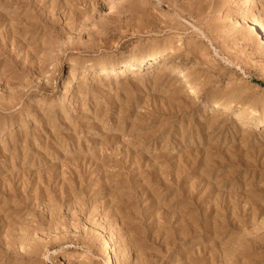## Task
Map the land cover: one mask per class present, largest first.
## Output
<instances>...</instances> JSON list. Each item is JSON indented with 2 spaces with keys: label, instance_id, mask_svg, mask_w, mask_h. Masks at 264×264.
<instances>
[{
  "label": "rangeland",
  "instance_id": "374dc122",
  "mask_svg": "<svg viewBox=\"0 0 264 264\" xmlns=\"http://www.w3.org/2000/svg\"><path fill=\"white\" fill-rule=\"evenodd\" d=\"M227 1L0 0V264H104L111 234L119 264H264V121L204 113L264 111V32ZM168 44L186 76L78 87L83 64Z\"/></svg>",
  "mask_w": 264,
  "mask_h": 264
},
{
  "label": "bare ground",
  "instance_id": "6f19581e",
  "mask_svg": "<svg viewBox=\"0 0 264 264\" xmlns=\"http://www.w3.org/2000/svg\"><path fill=\"white\" fill-rule=\"evenodd\" d=\"M258 0H228L227 5L231 6L237 3V8L235 10L236 18L229 19L231 24L235 27L246 26L248 23L251 31H256L259 34L264 32V20L263 14L259 11L255 10L257 6ZM264 34V33H263ZM178 47L173 46L172 44H168V46L162 49H152L147 54L134 55L130 58H115L110 61H102V62H92L89 65L83 64L82 67V76L81 81L79 82L78 87L83 86V78H88L91 84H95L96 80L99 77L120 72V75H127L137 70H144L146 65L151 66V64H155L153 66L159 67L160 61L163 62V66H160L159 72H165L166 69H170L172 72H182L184 76L186 66L181 64L179 61H175V55L177 53ZM79 62L72 61L70 64V70L67 75V78L63 85V94H68L71 89L75 85V76L78 70ZM81 69V68H80ZM156 69V68H155ZM117 70V71H116ZM77 81V80H76ZM189 81V86L192 94L196 97H201L199 94V90L196 87L194 82ZM208 101V100H206ZM209 106L204 108V113H216V114H224L227 118L229 115H233L237 118H244L248 122H254L255 124L262 123L264 121V111L256 110L254 107L246 106L236 103L234 100H230L229 102H223L220 98L210 99ZM237 110H235V107ZM232 116V117H233ZM238 120V119H234ZM239 121V120H238ZM102 248L104 250V264H119L117 262V248L116 243L113 240V235L105 236L103 239ZM126 251V250H125ZM125 254V252H124ZM91 255V254H90ZM92 256V255H91ZM65 261L72 262L73 255L65 256ZM81 261L83 264H92L93 259L84 255L81 257Z\"/></svg>",
  "mask_w": 264,
  "mask_h": 264
}]
</instances>
